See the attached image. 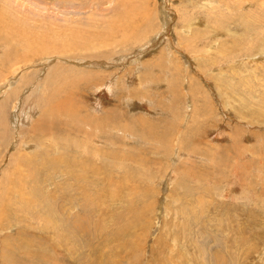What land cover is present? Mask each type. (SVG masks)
<instances>
[{
    "label": "rangeland",
    "instance_id": "rangeland-1",
    "mask_svg": "<svg viewBox=\"0 0 264 264\" xmlns=\"http://www.w3.org/2000/svg\"><path fill=\"white\" fill-rule=\"evenodd\" d=\"M3 102L0 264H264V0H0Z\"/></svg>",
    "mask_w": 264,
    "mask_h": 264
},
{
    "label": "bare ground",
    "instance_id": "bare-ground-1",
    "mask_svg": "<svg viewBox=\"0 0 264 264\" xmlns=\"http://www.w3.org/2000/svg\"><path fill=\"white\" fill-rule=\"evenodd\" d=\"M157 64V63H156ZM20 67V66H19ZM57 67V66H56ZM55 68V67H54ZM15 69V68H14ZM17 69V68H16ZM14 72V70L13 71H11V73H13ZM11 76V75H10ZM52 76V75H51ZM85 77V76H84ZM53 77H51V79L49 78V75L46 77V79H45V83H46V80H47V82H50V81H52L53 82V79H52ZM57 79V78H56ZM4 80L6 81H8V78L7 77H5L4 78ZM80 80H82V78L80 77L79 79H77V81H79L80 82ZM54 82H55V80H54ZM73 82L75 83V81L73 80ZM101 88V87H100ZM7 93V92H6ZM47 95V94H46ZM8 98L9 97H7V99L5 100V102L6 101H8ZM5 102H3V103H1L0 104V111H1V109L3 108V106L5 105ZM69 110V109H68ZM49 112H54V110H51V111H49ZM71 112V111H70ZM71 113H74V112H71ZM69 114V113H68ZM51 115V114H50ZM57 115V114H56ZM75 117V116H74ZM103 118H104V116H103ZM107 118V117H106ZM105 118V119H106ZM104 119V120H105ZM102 120V119H101ZM106 121V120H105ZM108 122V121H107ZM134 122V121H133ZM141 122V121H140ZM144 125L145 124H147V123H143ZM148 125V124H147ZM146 125V126H147ZM113 126V125H112ZM113 128V127H112ZM50 130V129H49ZM155 133V132H154ZM154 140V139H153ZM148 141V140H147ZM17 155V154H16ZM25 157H22V158H17L16 159V156H13V165L11 166V168L7 171V177H6V182H10V176L16 171V167L20 164V165H22L23 166V168H24V165H25ZM61 171V170H60ZM63 172V171H62ZM61 172V173H62ZM59 173V172H58ZM63 174V173H62ZM65 176H67V174H66V172H65ZM68 177V176H67ZM25 182V181H24ZM7 186H9V185H7ZM3 202H5L4 201V199H3V197H2V195H0V210L2 209V207H3ZM1 214H2V212H1ZM3 217V216H2ZM8 230V229H7Z\"/></svg>",
    "mask_w": 264,
    "mask_h": 264
}]
</instances>
